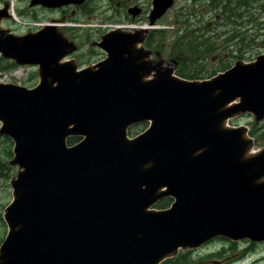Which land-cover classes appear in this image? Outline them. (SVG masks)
Here are the masks:
<instances>
[{"label": "water", "instance_id": "obj_1", "mask_svg": "<svg viewBox=\"0 0 264 264\" xmlns=\"http://www.w3.org/2000/svg\"><path fill=\"white\" fill-rule=\"evenodd\" d=\"M45 1L33 2L54 6ZM154 3L152 21L171 6L172 0H154ZM3 14L0 11V18ZM0 35V52L5 56L34 59L43 67L42 82L36 90L0 85V120L5 123L3 130L15 137V157L24 168L12 183L14 200L6 208L9 231L0 246V264H157L174 254L178 247H195L218 233L239 239L246 236V231L260 225L264 205L255 201L261 197L243 182L247 167L240 156L246 142L240 137V129L222 127L223 119L237 109L227 107L235 97L243 99L244 104L249 101V107L244 109L255 107L258 116L264 115V105L258 110L259 106L248 97L255 94L254 87L222 79L189 82L161 73L152 82L151 97L146 96L148 101H142L141 107L132 113L133 116L143 111L146 117L153 119L150 131L154 138L161 139V149L154 167L148 171L143 168L139 180L133 182L130 189L102 171L99 159L102 151L99 149L96 155L91 142L105 140L103 136L88 133L87 139L73 147L65 144L67 135L86 133L81 120L92 113L87 106L96 93L102 95V90L106 89L102 96L112 97L116 91L110 88L111 83L130 82L133 72L129 63L122 67L121 73L107 74V68L103 67L104 77L89 80L85 76L91 75L92 70L86 69L82 77L73 79L69 76L73 74L70 64L58 66L62 46L52 27L23 36L0 30ZM135 40L136 35L117 33L112 37V44L118 43L120 48L132 53L133 68H145L143 61L136 63L142 54L133 48ZM54 43L57 48L53 52ZM49 46L52 51L45 52L44 48ZM54 83L57 85L53 86ZM84 95L86 103L82 102ZM46 96L45 105L52 106V102H56L54 108L57 98L62 97L65 108L54 109V120L61 111L59 115L66 114L63 125L58 120L54 127L49 125L48 113L53 116L50 108V111L45 108V116L36 118L41 113L40 101ZM34 118L35 121L41 118L42 123L38 141L29 129ZM130 122H125L122 130ZM141 139L140 136L127 142L121 138L113 145L124 158L138 154L146 163L150 160L139 143ZM262 163V158L255 162L258 166L255 178L264 173ZM107 167L111 174L123 173L113 161H109ZM151 174L154 180H148ZM162 185L167 186V191L160 194L158 190ZM165 195L175 199L171 209L157 213L146 211ZM177 212L181 213L177 215Z\"/></svg>", "mask_w": 264, "mask_h": 264}, {"label": "rangeland", "instance_id": "obj_2", "mask_svg": "<svg viewBox=\"0 0 264 264\" xmlns=\"http://www.w3.org/2000/svg\"><path fill=\"white\" fill-rule=\"evenodd\" d=\"M2 2L5 7L14 2L18 12L17 22L12 21L11 24L7 25L1 24V29L6 32L8 30L12 34L21 36L34 32L43 25L41 23L49 22L50 17H54V10L31 7L29 0H2ZM98 2L103 5L101 8L102 13H97L95 16L92 14L90 25L102 28V34L99 35L96 29H89V25L82 24L84 21L82 19H86L87 16L84 15V9L77 11L74 15L80 21L71 22L77 32V38L71 44L81 45L86 42L82 51L84 55H80L79 58L72 51L67 53V56L69 55L72 58V63L75 66L88 65L92 67L96 60L103 59L105 53L99 46L96 47L95 42L101 40L102 35L106 31L104 25L112 22L129 23L126 21L130 19V14L126 10L132 5L142 7L143 12L147 15L146 10L148 11L151 0H122V5H115L116 8L114 7V9L106 5V0H98ZM255 3V0H250V10L246 9L244 12L235 10L233 19L228 21L227 25H222V16L219 15L220 18L213 21L211 31L205 33L199 28L201 14L193 13V6L184 8V0H176V4H173L157 23L153 24L156 27L153 40L156 44L161 45L164 50L157 57L151 54L148 57L150 59L148 63L156 67L158 71H162L163 65L168 64L166 70L176 73L177 77H182L179 74L183 70H180V68H177V71L175 70L173 65L178 62L176 59L169 58L168 52H177L182 55L183 60L188 65L189 61L194 63L193 66L189 65V69H193L194 66L196 69V67L203 65L201 70L205 66L207 67L205 69L213 67L210 61H200L211 59L212 57L225 61L230 56L226 61V63H230L233 55H244L247 50H250L251 56L254 57L263 50L261 42L264 41V1L256 7ZM234 6V3L230 5L231 8ZM62 12L71 15L70 8L59 10L55 15L60 16ZM35 25L37 26L35 27ZM234 29L235 37L231 38L227 43V38L232 35ZM247 30H249V39L246 38V34L243 35ZM58 32L66 40L64 31L59 30ZM79 37L84 42H81ZM69 39L71 38L69 37ZM231 47H234L233 54H230ZM16 64L17 62L11 58L0 54V83H17L32 87L40 81L38 65L24 64L16 66ZM97 68H99V65ZM184 72L186 73V70ZM229 121L234 126L244 125L251 136L252 144L249 145L246 156L256 155L264 151V118L256 120L254 113H240ZM146 126L147 124L139 126V128L133 126V128L138 131L140 129L143 130ZM130 135H133V133ZM78 140L79 137L76 138V141ZM13 145L14 142L9 136L0 134V245L7 230V223L3 217L8 207L7 205L14 198L12 183L13 180H16L19 171L23 170V167L16 160L15 147ZM200 248L194 252L188 251V248H177L179 249L175 253L177 256H174L173 259L186 255L184 264H215V260L228 256L229 260L224 264H264V243L249 246L243 240L231 243L226 239L215 238Z\"/></svg>", "mask_w": 264, "mask_h": 264}, {"label": "flooded vegetation", "instance_id": "obj_3", "mask_svg": "<svg viewBox=\"0 0 264 264\" xmlns=\"http://www.w3.org/2000/svg\"><path fill=\"white\" fill-rule=\"evenodd\" d=\"M63 1V0H61ZM76 1V0H75ZM186 3L189 6H193L194 7V11L196 13H207V14H211V13H217L218 11H223V12H233L235 13V10H238L240 12H244L246 9L250 10V0H185ZM264 0H255V7L258 6L260 3H262ZM108 6L112 7V6H120L122 5V0H106ZM87 3H92V7H91V11L93 12H99L101 10V8L103 7V5H100L97 0H88ZM87 3L83 4V5H77V4H67L64 7H71V14L74 13L75 8H79L81 6H85ZM234 3V7H230V5ZM134 7L137 9V12L141 14H143V8L142 7H138L136 5H134ZM62 18L64 20L67 19H71L70 15L68 14H62L61 15ZM219 16V15H217ZM212 19H209L207 21V24H210ZM204 32L208 33L211 30L207 27H204ZM215 59H213L214 61ZM188 65V64H187ZM190 65V63H189ZM203 65H200V67L202 68ZM206 68V66L204 67Z\"/></svg>", "mask_w": 264, "mask_h": 264}, {"label": "bare ground", "instance_id": "obj_4", "mask_svg": "<svg viewBox=\"0 0 264 264\" xmlns=\"http://www.w3.org/2000/svg\"><path fill=\"white\" fill-rule=\"evenodd\" d=\"M43 1V0H42ZM47 1V3H49L50 2V4L52 3V4H54V5H58V4H61V3H65V2H69V1H75V0H63V1H61V0H46ZM45 1V2H46ZM156 1V0H155ZM163 1V0H162ZM44 3V2H43ZM154 4H156V3H154ZM158 5V4H157ZM155 8H156V6H155ZM155 10V9H154ZM154 12V11H153ZM46 42V41H45ZM56 43V42H55ZM54 43V48H53V52H54V50L57 48L56 47V44ZM121 43V42H120ZM118 44V43H117ZM23 45V44H22ZM119 45V44H118ZM138 46V44H134V46ZM43 46V45H42ZM23 47V46H22ZM21 47V48H22ZM26 46H24V48H25ZM23 49V48H22ZM22 49H21V51H22ZM32 49V48H31ZM37 49V48H36ZM28 50H30V49H28ZM38 51H39V49H37ZM44 51L45 52H48V51H52V49L50 48V46L49 47H45L44 48ZM20 52V51H19ZM37 52V51H36ZM35 52V53H36ZM23 53V52H22ZM25 53H26V51H25ZM30 53V52H29ZM34 53V52H33ZM38 53V52H37ZM30 54H32V53H30ZM29 54V55H30ZM18 55V54H17ZM28 55V54H27ZM28 55V56H29ZM32 57V56H31ZM29 58V57H28ZM17 59L19 60V61H32V60H29V59H27V57L26 58H21V57H17ZM33 61H34V59H33ZM39 62V61H38ZM41 62H43V61H41ZM40 63V62H39ZM43 64V63H42ZM40 67H41V69L43 68L42 67V65H41V63H40ZM117 72L118 73H121L122 72V67H118L117 68ZM140 75H141V73H140ZM132 80H133V76H132ZM117 84H119V83H117ZM44 95V94H43ZM45 96V95H44ZM45 98H47V96L45 97ZM261 100L262 101H264V98H261ZM102 108H105V105L104 104H101L100 105ZM49 108L50 109H52V114H53V116H52V118H51V121H50V126H52V127H54V102H52V106H50V105H48V107H47V109L49 110ZM143 162V161H142ZM257 182H258V179H255ZM250 187H252V188H254V184L253 183H251L250 184ZM158 192L161 194L163 191L161 190V189H159L158 190ZM260 196L261 197V199H256V204H258V203H261V205H264V195L260 192V191H257V196ZM180 222V221H179ZM180 226V225H179ZM183 229V228H182Z\"/></svg>", "mask_w": 264, "mask_h": 264}, {"label": "trees", "instance_id": "obj_5", "mask_svg": "<svg viewBox=\"0 0 264 264\" xmlns=\"http://www.w3.org/2000/svg\"><path fill=\"white\" fill-rule=\"evenodd\" d=\"M233 17H234V13H232V14H226L225 15V20H224L223 23L226 25L228 21H230V20L233 19ZM234 32H235V29H234ZM234 35H235V33H234ZM190 74H191V72H188L185 75H188L189 76ZM74 140H75V138H70L68 141L71 143ZM162 201L163 202H161V203L158 204V207L168 206V204L170 203V199L169 198L164 199ZM185 258H186V255H184V256H182L180 258H176V259H173V257H172V258H169L167 260H164L160 264H184Z\"/></svg>", "mask_w": 264, "mask_h": 264}]
</instances>
